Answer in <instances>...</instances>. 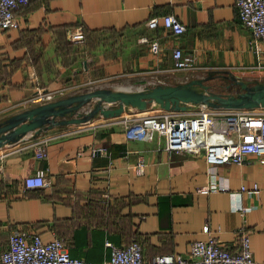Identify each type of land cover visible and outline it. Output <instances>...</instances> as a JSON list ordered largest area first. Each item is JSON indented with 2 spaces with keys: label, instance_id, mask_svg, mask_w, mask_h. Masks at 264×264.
<instances>
[{
  "label": "crops",
  "instance_id": "0c3cea01",
  "mask_svg": "<svg viewBox=\"0 0 264 264\" xmlns=\"http://www.w3.org/2000/svg\"><path fill=\"white\" fill-rule=\"evenodd\" d=\"M165 15L184 33L173 35L161 20L146 26ZM14 16L17 28L0 31V123L43 103L40 95L54 101L95 88L134 91L190 80L224 94L240 92L237 79L264 82V40L241 25L234 0H29ZM75 27L84 41L65 46ZM154 40L157 54L150 51ZM175 48L193 59L192 70L175 69ZM163 111L127 108L0 147V253L13 231L42 242L59 238L70 257L94 263L109 257L106 242L131 240L144 259L185 258L191 243L210 237L236 253L243 233L254 260L264 262V158L211 166L203 153L165 151L156 133L126 139V124ZM40 141L46 156L37 159L28 146ZM37 172L46 186L25 188L24 179ZM205 186L209 192L200 193Z\"/></svg>",
  "mask_w": 264,
  "mask_h": 264
},
{
  "label": "built area",
  "instance_id": "2783aa9c",
  "mask_svg": "<svg viewBox=\"0 0 264 264\" xmlns=\"http://www.w3.org/2000/svg\"><path fill=\"white\" fill-rule=\"evenodd\" d=\"M29 0H0V31L15 30L17 21L14 12L27 5ZM241 25L258 40H264V0H234ZM173 35L184 33L185 27L171 15L153 17L146 26L155 29L159 21ZM71 44L84 41L82 29L75 27L68 36ZM148 43V40L142 38ZM153 54L159 52L157 40L149 43ZM174 67L177 70H192L193 59L184 56L181 49L172 51ZM50 95L38 96V101L50 100ZM164 140V150L174 153L204 154L207 164L217 166L232 163L242 165L248 156L264 158V108L259 109H211L202 107L199 111L186 112L163 111L160 114L144 115L126 124L124 135L130 140H144L153 134ZM44 142L28 146L37 159L45 158ZM142 163L134 166L136 174L141 173ZM27 189L46 186L42 172L24 179ZM257 187H254L256 191ZM244 188H242V191ZM200 193L209 192L207 186ZM243 214L244 209L236 208ZM241 247L236 253L219 246L218 241L210 237L191 243L187 257L163 254L152 259H144L138 242L131 240L125 246L117 247L109 242V257L100 263L88 262L68 255L59 238L42 242L37 234L13 231L7 240L6 248L0 253V264H264L254 260L246 234L240 235Z\"/></svg>",
  "mask_w": 264,
  "mask_h": 264
},
{
  "label": "water",
  "instance_id": "95a60500",
  "mask_svg": "<svg viewBox=\"0 0 264 264\" xmlns=\"http://www.w3.org/2000/svg\"><path fill=\"white\" fill-rule=\"evenodd\" d=\"M237 93H215L203 80L180 85H155L134 91L95 88L77 96L45 102L14 114L0 123V147L13 144L25 136L35 138L56 126L82 124L100 115L118 117L127 108L144 111L154 105L164 111L187 112L193 106L211 109L264 108V82L237 79ZM87 106L89 109L85 110Z\"/></svg>",
  "mask_w": 264,
  "mask_h": 264
},
{
  "label": "trees",
  "instance_id": "16d2710c",
  "mask_svg": "<svg viewBox=\"0 0 264 264\" xmlns=\"http://www.w3.org/2000/svg\"><path fill=\"white\" fill-rule=\"evenodd\" d=\"M28 2H29V1H28ZM19 8H21V7H19ZM19 8H18V9H19ZM14 13H15V12H14ZM82 32H83V35H85L83 30H82ZM69 43H70V42H69ZM69 43H68V42H65L64 45H65V46H70L71 43H70V44H69ZM68 49H69V47H65V50H66V51H68ZM65 50H64V51H65Z\"/></svg>",
  "mask_w": 264,
  "mask_h": 264
},
{
  "label": "rangeland",
  "instance_id": "374dc122",
  "mask_svg": "<svg viewBox=\"0 0 264 264\" xmlns=\"http://www.w3.org/2000/svg\"><path fill=\"white\" fill-rule=\"evenodd\" d=\"M50 101H53V98H51L50 100H48V101H44L43 103H45V102H50ZM42 104V103H41ZM88 108H90V106L88 107ZM150 114H153V113H150ZM149 114V115H150Z\"/></svg>",
  "mask_w": 264,
  "mask_h": 264
}]
</instances>
